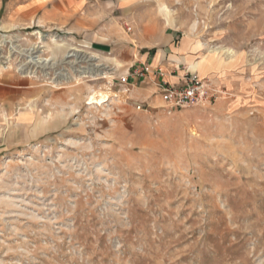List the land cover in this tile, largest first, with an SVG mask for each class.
I'll return each instance as SVG.
<instances>
[{
    "label": "rangeland",
    "instance_id": "1",
    "mask_svg": "<svg viewBox=\"0 0 264 264\" xmlns=\"http://www.w3.org/2000/svg\"><path fill=\"white\" fill-rule=\"evenodd\" d=\"M87 2L78 31L0 0V264H264V0ZM131 49L212 97L132 100Z\"/></svg>",
    "mask_w": 264,
    "mask_h": 264
},
{
    "label": "crops",
    "instance_id": "2",
    "mask_svg": "<svg viewBox=\"0 0 264 264\" xmlns=\"http://www.w3.org/2000/svg\"><path fill=\"white\" fill-rule=\"evenodd\" d=\"M45 0H28L27 8L21 10L19 17H28L29 18H36L38 20V23L40 25H43L44 27H63L66 25H70L72 29L82 31L85 29V26L88 23L86 19L87 12L86 9L89 6V3L87 0H48L47 2H42ZM172 38H167L165 40L166 45L168 48L165 49L164 55L168 53L167 60L174 61L173 58L176 56L177 52H181V54L187 55L189 52V46L182 45L178 47L177 51L175 47L171 44ZM136 42V41H135ZM150 45L142 44L141 49H149ZM136 49H131V59H132V66L135 64L139 66V64H148V55L149 53H142L139 54ZM160 59H163L162 56L159 57ZM159 59V60H160ZM165 60V59H164ZM164 60L159 61L157 64L153 61L152 68L154 69L157 67V65H162V62L164 63ZM172 64H167V66L161 67L164 77L163 81L168 82L171 85H176L178 87L182 86V78L183 76L178 73L177 70H172L170 67ZM177 67V66H175ZM123 75V74H121ZM161 82V79L155 75L151 74L147 79H145L141 83H132L131 89L129 91V97L132 100L143 98L145 101H148L149 104H152L153 106H159L161 103V100L159 98V95L153 96V94H159L158 91H160L157 87V84ZM121 88L123 86L119 85Z\"/></svg>",
    "mask_w": 264,
    "mask_h": 264
},
{
    "label": "built area",
    "instance_id": "3",
    "mask_svg": "<svg viewBox=\"0 0 264 264\" xmlns=\"http://www.w3.org/2000/svg\"><path fill=\"white\" fill-rule=\"evenodd\" d=\"M151 74H155L161 79L157 87L160 90L162 101L166 105V109L174 110L199 106V104L209 101L212 97L207 84L203 80L195 77H188L183 80L182 86L175 87L162 80L164 74L161 68L153 69L149 65L132 66L129 71L118 78V85L129 88L132 83H141ZM125 91H128V89ZM136 106L138 110L142 109L140 104Z\"/></svg>",
    "mask_w": 264,
    "mask_h": 264
},
{
    "label": "bare ground",
    "instance_id": "4",
    "mask_svg": "<svg viewBox=\"0 0 264 264\" xmlns=\"http://www.w3.org/2000/svg\"><path fill=\"white\" fill-rule=\"evenodd\" d=\"M33 58V57H32ZM35 59V58H34ZM40 59V58H39ZM32 60V59H31ZM45 61V60H44ZM35 62H37V65L39 64V63H41V61L39 60H37V61H35ZM48 62V61H47ZM35 65V64H34ZM39 65H41V64H39ZM66 77V76H65ZM108 98H109V93L108 92H106V91H103V92H95L92 96H90L89 97V103L90 104H95V105H97V106H100V105H102V104H104V102H107V100H108Z\"/></svg>",
    "mask_w": 264,
    "mask_h": 264
}]
</instances>
